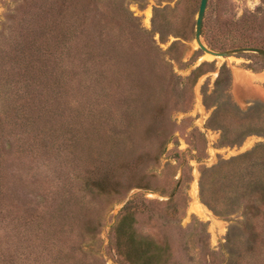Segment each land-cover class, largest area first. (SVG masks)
<instances>
[{
	"label": "rangeland",
	"instance_id": "1",
	"mask_svg": "<svg viewBox=\"0 0 264 264\" xmlns=\"http://www.w3.org/2000/svg\"><path fill=\"white\" fill-rule=\"evenodd\" d=\"M200 1L0 0V264H264V58Z\"/></svg>",
	"mask_w": 264,
	"mask_h": 264
},
{
	"label": "water",
	"instance_id": "2",
	"mask_svg": "<svg viewBox=\"0 0 264 264\" xmlns=\"http://www.w3.org/2000/svg\"><path fill=\"white\" fill-rule=\"evenodd\" d=\"M207 5H208V0L200 1V6L197 13L196 25H195V42L198 48L203 53L207 55H211L215 58H228V57L241 55V54H248V53L257 54L264 58V49L261 48L243 47V48H236L228 51L218 52V51H213L209 47H207L202 39L203 22L207 10Z\"/></svg>",
	"mask_w": 264,
	"mask_h": 264
},
{
	"label": "trees",
	"instance_id": "3",
	"mask_svg": "<svg viewBox=\"0 0 264 264\" xmlns=\"http://www.w3.org/2000/svg\"><path fill=\"white\" fill-rule=\"evenodd\" d=\"M223 70H224V69H223ZM128 220H129V216L126 215V216L121 220L119 226H118L117 229H116V232H117L118 230H120L121 228H123L124 225L126 224V222H127ZM119 246H120V242H119ZM123 253H125V255H127L128 257H130V255L133 254L132 250H129V249H128V251H123Z\"/></svg>",
	"mask_w": 264,
	"mask_h": 264
},
{
	"label": "bare ground",
	"instance_id": "4",
	"mask_svg": "<svg viewBox=\"0 0 264 264\" xmlns=\"http://www.w3.org/2000/svg\"><path fill=\"white\" fill-rule=\"evenodd\" d=\"M211 56V55H209ZM197 210L201 212V207L200 206H196Z\"/></svg>",
	"mask_w": 264,
	"mask_h": 264
}]
</instances>
